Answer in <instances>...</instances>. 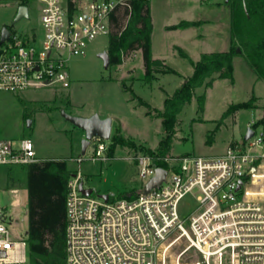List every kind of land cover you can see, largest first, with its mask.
<instances>
[{
	"label": "built area",
	"instance_id": "2783aa9c",
	"mask_svg": "<svg viewBox=\"0 0 264 264\" xmlns=\"http://www.w3.org/2000/svg\"><path fill=\"white\" fill-rule=\"evenodd\" d=\"M130 1L36 0L41 29L19 33L6 26L0 91L69 87L70 57L109 35L112 13ZM252 129L250 138L218 155H135L145 183L133 197L85 194L81 171H75L66 201V264H264V128ZM90 144L93 160L109 158V140L93 136ZM38 160L30 137L16 145L0 137V165ZM159 167L165 178L145 193ZM13 220L0 205V264L28 262L27 232L25 238L15 235Z\"/></svg>",
	"mask_w": 264,
	"mask_h": 264
},
{
	"label": "rangeland",
	"instance_id": "374dc122",
	"mask_svg": "<svg viewBox=\"0 0 264 264\" xmlns=\"http://www.w3.org/2000/svg\"><path fill=\"white\" fill-rule=\"evenodd\" d=\"M18 6L17 1L0 2V29L8 26L19 33L27 27L41 29L36 0H29V19L13 23ZM150 11L153 57L164 60L176 73H155L151 81L145 80L141 50L130 54L122 64L105 66L100 53L107 50L109 35H99L89 42L84 54L68 60L69 87L53 84L19 92L0 91V137L13 140L15 145L21 138L30 137L38 156L67 159L68 168L80 169L84 187L92 188L95 195L136 192L145 181L140 178V167L133 157L145 153L147 148L156 150L165 136L157 110H163L165 98L192 74L190 59L197 61L203 52L226 51L230 47V8L225 0H152ZM201 18L212 22L199 26L202 21H195L196 26L166 28L181 20ZM177 46L184 49L190 59L181 56ZM123 80L134 93L123 88ZM202 93L206 99L204 110L200 112L197 98ZM253 93L257 96L255 107L240 108L222 118L230 105L247 101ZM65 114L111 117V138L121 127L123 136L133 140L136 148L117 146L114 156L93 160V145L83 152L84 131ZM178 118L171 154H221L261 119L263 122L258 127L264 128V79L237 55L234 82L216 79L212 87L196 89ZM77 157H82L83 161L76 162ZM6 167L0 165V205L7 207L14 219V234L25 238L28 231L25 178L20 176L16 188L21 190L16 194L8 187Z\"/></svg>",
	"mask_w": 264,
	"mask_h": 264
},
{
	"label": "trees",
	"instance_id": "16d2710c",
	"mask_svg": "<svg viewBox=\"0 0 264 264\" xmlns=\"http://www.w3.org/2000/svg\"><path fill=\"white\" fill-rule=\"evenodd\" d=\"M29 6V0H22ZM230 6V47L226 51L203 52L197 61L189 58L181 47L179 54L190 59L193 72L164 100L163 110H157L161 118L165 136L160 140L156 150L145 149L150 155L166 156L176 133L178 115L184 106L191 102L195 90L200 87H212L216 79H229L234 82V57L242 56L253 72L264 79V0H227ZM130 6H120L111 15V29L107 51L110 64H122L133 52L141 50L145 63L147 81L155 73H176L164 60L155 59L152 54L153 23L150 2L131 0ZM125 21V23H124ZM194 21H182L168 28H186L196 25ZM240 50H237V49ZM126 91L134 93L123 80ZM205 93L198 96V110L202 112ZM257 96L243 102L234 103L224 112L225 118L240 108H253ZM143 105L150 107L149 103ZM263 119L252 125L257 128ZM122 128L112 136L108 156H114L117 146L135 147L133 140L126 139ZM210 142V139L208 140ZM8 187H18L20 176L25 178L28 198L27 251L28 264H66V201L68 182L75 172L68 168L65 158L40 159L27 165H9L6 167ZM137 193H117L118 197H133Z\"/></svg>",
	"mask_w": 264,
	"mask_h": 264
},
{
	"label": "water",
	"instance_id": "95a60500",
	"mask_svg": "<svg viewBox=\"0 0 264 264\" xmlns=\"http://www.w3.org/2000/svg\"><path fill=\"white\" fill-rule=\"evenodd\" d=\"M29 7L27 5H19L17 9V13L13 20V23L21 20L22 18L29 17ZM1 39L0 43L4 42L9 36V30L6 26L1 29ZM237 50H240L239 48ZM100 56L104 60L105 66H109L110 59L108 51H104L100 53ZM66 118L71 121L76 127L82 129L85 133L84 139L82 140V149L85 152L90 144V140L93 136H100L104 139L109 140L112 134V118L105 117L102 118L98 114H93L89 117L76 116L71 114H65ZM30 124V121L28 122ZM254 131L251 127H249L240 139V143H243L245 140L250 138L253 135ZM166 170L162 167L156 169L155 176L146 184L144 192L147 193L153 187H158L162 180L165 178ZM81 191L85 194H91L93 192L92 188H85L83 183L81 182L79 185ZM102 198L107 200V193L100 194Z\"/></svg>",
	"mask_w": 264,
	"mask_h": 264
},
{
	"label": "crops",
	"instance_id": "0c3cea01",
	"mask_svg": "<svg viewBox=\"0 0 264 264\" xmlns=\"http://www.w3.org/2000/svg\"><path fill=\"white\" fill-rule=\"evenodd\" d=\"M152 1V0H151ZM150 1V2H151ZM207 1V0H206ZM205 1V2H206ZM227 0H225V2H226ZM227 3V2H226ZM217 4H219V3H217ZM229 5V4H228ZM229 8H230V6H229ZM182 21H202V24L201 25H199V26H203V25H207L208 23L210 24L211 22H212V20H210V19H207V18H201V19H190V20H181V21H179L178 23H180V22H182ZM178 23H175V24H178ZM175 24H172V25H175ZM169 26H171V25H168V26H166V28H168ZM192 26H196V25H192ZM190 27V26H189ZM187 28V27H186ZM229 29H230V25H229ZM229 32H230V30H229ZM91 115V114H90ZM90 115H88V116H85V115H82L83 117H89ZM105 117H108V116H105ZM102 118H104V117H102ZM85 134V133H84ZM36 149V148H35ZM37 153V152H36ZM38 156V155H37ZM39 157V159H49V158H43V157H40V156H38ZM20 188H13L12 189V191L13 192H15L16 194L17 193H19L20 192Z\"/></svg>",
	"mask_w": 264,
	"mask_h": 264
},
{
	"label": "flooded vegetation",
	"instance_id": "af4514ba",
	"mask_svg": "<svg viewBox=\"0 0 264 264\" xmlns=\"http://www.w3.org/2000/svg\"><path fill=\"white\" fill-rule=\"evenodd\" d=\"M29 13H30V7H29Z\"/></svg>",
	"mask_w": 264,
	"mask_h": 264
}]
</instances>
